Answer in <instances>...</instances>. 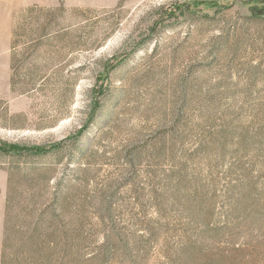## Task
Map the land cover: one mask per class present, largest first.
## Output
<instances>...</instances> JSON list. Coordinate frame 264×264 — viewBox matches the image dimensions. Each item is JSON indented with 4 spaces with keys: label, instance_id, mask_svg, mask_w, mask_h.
I'll return each mask as SVG.
<instances>
[{
    "label": "rangeland",
    "instance_id": "rangeland-1",
    "mask_svg": "<svg viewBox=\"0 0 264 264\" xmlns=\"http://www.w3.org/2000/svg\"><path fill=\"white\" fill-rule=\"evenodd\" d=\"M0 142V264L10 191L7 264H264V0H0Z\"/></svg>",
    "mask_w": 264,
    "mask_h": 264
},
{
    "label": "trees",
    "instance_id": "trees-1",
    "mask_svg": "<svg viewBox=\"0 0 264 264\" xmlns=\"http://www.w3.org/2000/svg\"><path fill=\"white\" fill-rule=\"evenodd\" d=\"M109 73V72H108ZM100 103L93 100L91 105V118L93 120L94 115L99 110ZM85 131H79L75 140H81ZM64 142L54 143L52 145H17L10 144L8 142H0V153L12 157H20L25 159L45 158L49 155L55 154L62 146ZM78 143V141H77ZM26 175H30L28 181H37L50 178V170L47 167L36 169V167H30L27 170ZM13 184V177L10 176V186ZM15 194V193H13ZM37 193L30 192L29 199L27 201H20V205L16 206L15 198L12 197L10 191L6 200V216L4 225V239L1 264H7L9 260L8 246L10 242L19 244L21 241L28 247L30 254L38 250V248L45 249L48 245V241L45 240V236L41 234V230H44L46 234H49L45 228H54V224L57 221L55 212L48 208L42 209L43 203L38 202ZM25 193L20 195L24 197ZM17 201V200H16ZM49 218V219H47ZM56 228V227H55ZM54 233V232H53ZM55 241L59 242V237L55 238ZM44 247V248H43ZM41 250V251H42ZM48 250V249H47ZM66 252V251H65ZM20 252H16L15 258L18 264H21ZM14 258V257H13ZM18 258H20L18 260Z\"/></svg>",
    "mask_w": 264,
    "mask_h": 264
},
{
    "label": "crops",
    "instance_id": "crops-1",
    "mask_svg": "<svg viewBox=\"0 0 264 264\" xmlns=\"http://www.w3.org/2000/svg\"><path fill=\"white\" fill-rule=\"evenodd\" d=\"M0 189L2 190V189H3V187H2V186H0ZM3 197H4V196H3V193H2V194H1V198H0V199H1V200H2V199H4ZM0 242H1V238H0Z\"/></svg>",
    "mask_w": 264,
    "mask_h": 264
}]
</instances>
